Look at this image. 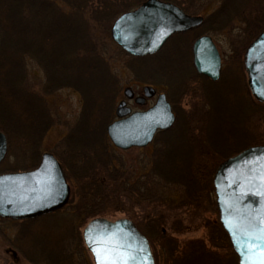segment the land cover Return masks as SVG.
Masks as SVG:
<instances>
[{"label": "rangeland", "instance_id": "374dc122", "mask_svg": "<svg viewBox=\"0 0 264 264\" xmlns=\"http://www.w3.org/2000/svg\"><path fill=\"white\" fill-rule=\"evenodd\" d=\"M204 1L180 3L187 14L204 18L199 26L173 34L157 53L135 59L112 41L110 27L113 18L138 6L136 0H118V13L107 19L104 13H90V4L81 10L83 0H0V130L7 137L0 174L34 169L42 154L49 152L60 165L64 163L70 188L67 204L55 211L33 219L0 217V264H80L82 259L93 264L82 239L91 218L79 222L68 211L82 192L85 195L78 182L106 159L114 162L117 177L127 173L133 185L135 178L152 171L178 175L176 180L200 175L199 183L195 179L197 192L189 185L185 190L193 195L190 198H197L196 205L170 203L168 196L163 202L151 200L146 184L137 197L129 194L126 201L121 178L110 196L99 202L103 213L97 216L130 219L149 235L155 264H170L165 263L168 254L160 235L177 240L180 264H198L183 246L190 240L203 243L213 264H238L218 221L212 177L226 158L264 144V103L252 98L242 60L246 46L260 30L249 33L252 25L243 17L247 14L244 19H250L252 14L246 9L241 15L244 5L255 3L262 11H254L256 19L264 16V0H234L232 9L220 10V0ZM216 16L231 22L226 27L215 24L220 19ZM203 34L212 38L221 57L217 80L199 74L193 65L192 43ZM86 53L95 63L92 68L85 67ZM95 61L103 65L102 74ZM146 85L155 88L147 104L138 105L133 96L124 94L126 87L139 93ZM157 92L166 94L175 113L173 125L158 131L143 147L123 150L105 145L106 127L117 118L119 102L125 100L131 110H145ZM103 150L105 158H101ZM169 165L175 170L167 171ZM121 192L122 198L115 200L113 195ZM178 197L177 193L169 196ZM77 235L79 243L74 241ZM16 236L18 247L28 246L27 253L51 251L53 263L47 255L32 259L16 249L10 241ZM83 248L82 258L78 252Z\"/></svg>", "mask_w": 264, "mask_h": 264}, {"label": "water", "instance_id": "95a60500", "mask_svg": "<svg viewBox=\"0 0 264 264\" xmlns=\"http://www.w3.org/2000/svg\"><path fill=\"white\" fill-rule=\"evenodd\" d=\"M203 17L188 15L177 5L163 0H144L136 8L120 14L112 23V40L132 56L157 52L174 33L199 26ZM193 65L199 74L217 80L220 55L208 35L196 38L191 47ZM247 85L254 99L264 103V29L246 47L243 56ZM155 89L146 85L144 96L151 97ZM124 94L131 98L130 88ZM143 96L135 97L141 104ZM117 119L106 127L111 143L119 149L143 147L157 131L169 129L174 114L164 93L146 110L130 112L124 100L115 110ZM7 151V140L0 131V162ZM212 184L219 222L226 232L238 264H247L264 256L247 251V230L260 235L264 229V144L249 146L220 162L213 174ZM70 188L58 160L44 152L38 166L31 170L0 174V217L31 219L63 207L69 200ZM114 238L124 251L134 256L133 264H154L147 238L127 218L90 219L82 230L83 242L98 264L90 239ZM102 259L106 257L102 255Z\"/></svg>", "mask_w": 264, "mask_h": 264}, {"label": "trees", "instance_id": "16d2710c", "mask_svg": "<svg viewBox=\"0 0 264 264\" xmlns=\"http://www.w3.org/2000/svg\"><path fill=\"white\" fill-rule=\"evenodd\" d=\"M137 4L139 5L143 0H136ZM169 1H173V3L177 4L178 6L182 7L180 3L181 0H169ZM222 1V3H221ZM232 0H220V5L219 6V10L223 7L225 8V6L229 7L230 9L233 8V4L234 0L231 2ZM204 2H210V0H205ZM83 5L80 6L81 10H86L87 8H90V13L92 14H100V13H104L105 14V18L107 19L109 18L111 15H116L119 10H115V7L120 4L121 2H118V0H83ZM88 4L89 7H88ZM251 5H244L243 7L245 9H241V15L244 14L245 10L247 9L248 11H250L249 13L252 14V17L250 19H244V17L248 18V15L246 14L243 17V20L245 23L250 24L252 26H250V28H248V32L249 33H254L256 34L259 30L261 31V29H263L262 27H264V16L259 17V19H256L255 17V12L254 11H258L261 12V8L260 5L258 4L257 6H255V3H250ZM72 5V4H71ZM73 6V5H72ZM119 8V6H117ZM116 7V9H118ZM184 11L185 9L182 8ZM121 10V9H120ZM219 10L217 11V14ZM46 13V12H45ZM228 16V15H227ZM215 18H220L219 20L215 21V24H219L221 26L224 25V27L227 26L228 22H231V19L224 17V16H216ZM115 19V18H113ZM112 19V20H113ZM256 19V20H255ZM206 23V21H205ZM258 34V33H257ZM256 34V35H257ZM255 35V36H256ZM254 36V37H255ZM253 37V38H254ZM252 38V39H253ZM88 50V49H87ZM86 64L85 67H94L95 63L94 61L92 62V59L90 58L91 56H89V54L86 53ZM132 58H145V57H132ZM99 61V60H98ZM98 61H95L97 65H100V72L102 74L101 68L102 70L104 69L103 65L101 63H99ZM96 71V70H95ZM96 73V72H95ZM98 73V71H97ZM91 77V76H89ZM103 77V76H101ZM95 78V75L92 76V79ZM103 80V79H102ZM218 89V87H217ZM191 94V93H190ZM194 94V93H192ZM218 104V103H217ZM90 117V116H89ZM88 120V119H87ZM164 132V131H162ZM184 138H187L185 136H183ZM173 139V137H171V140ZM182 139V138H181ZM183 140H190L189 139H183ZM107 144V146H112V144L110 143L109 139L107 138V136L104 139V144ZM105 144V145H106ZM160 144V143H158ZM173 146L172 142L169 143V147ZM108 148V147H107ZM104 151L102 153V157L101 158H105L106 156H104ZM80 152V151H79ZM100 158V159H101ZM108 161H100L98 163V167L97 170H95L92 173H88L86 175H84L81 180V183L78 182V186L77 188H79L80 190L84 189V193L85 195L82 194L80 195V198H78V200L74 203V206L70 208V213H72L73 217L76 218V221L80 220L79 222L84 221L85 219L88 218H92L93 216H97V215H101L103 212V207H99V202L102 200H105L108 198L109 193L116 188V186L118 184H116V182H118V179L121 178L119 181L121 182V186L124 184L125 187V192L123 194L126 195L125 199H127L126 201L129 200V198H131L129 196V194L134 193L135 197H137V193L142 192L141 190L145 189V184L148 186V192L151 193L148 198H150L151 200H155V201H159V202H163L165 200V197L168 196L167 201L168 202H177L178 204H195L196 205V197L195 198H190L191 193L185 191L186 187L193 188L192 191L197 192V185L199 183V179L200 175L196 177V175H187V177H183L180 180H176L175 178H178L179 176H171L169 173L168 174H160V173H155L154 171H152L153 173L149 174V175H142L141 178L139 179H134V185L132 184V180L130 179V176L127 175H122L120 177V175L117 177V173L115 172V170H113L112 167L115 168L114 162L112 164H109L110 159H106ZM113 161V160H112ZM61 165H63V169L65 170V166L64 163H62ZM91 169V168H90ZM167 171L172 172V170H175V168L172 165H169L168 168H166ZM170 169V170H169ZM86 170V169H85ZM185 172V173H184ZM186 169L185 171H183V176L184 174H186ZM65 173V172H64ZM176 174V173H175ZM194 174V173H193ZM66 175V173H65ZM113 176H116L117 178H113ZM67 177V176H66ZM72 178V177H71ZM198 183H197V181ZM73 180V179H72ZM131 180V182H130ZM210 181V180H209ZM73 182V181H72ZM129 184L133 185L134 188L131 189L130 191H128L127 188H129ZM128 186V187H127ZM131 188V187H130ZM100 189V191H99ZM212 189V187H211ZM101 193H99V192ZM168 194L165 195L164 194ZM173 193H177L179 195L178 200H172L171 198H169L170 195H173ZM122 192L121 193H115L113 196L115 198V200H119L120 198H122ZM129 197V198H128ZM72 201V200H71ZM66 216H68L69 218L72 217L69 214H65ZM72 219V218H71ZM208 227V226H207ZM174 232H178L179 229H174ZM3 236H6V233H2ZM144 234L146 235V237L149 240V243H151V239L149 237V235L147 233L144 232ZM226 237V241H227V245L230 248V243L228 241L227 236ZM14 238V237H13ZM74 238V237H73ZM160 238H164V244L163 246L166 247V251L168 256L166 257L165 263H167L168 261H170V264H180L177 257V250H178V242L176 239L172 238L171 236H162L160 235L158 237ZM17 236L14 239H10V241L13 242V246H15L16 249H20L22 251V253H24L25 255H27V257H31L32 259H45L47 258V256L52 260H55L54 255H52L51 257V251H45L43 254H40L36 251V249L34 251H32L31 253H27L24 251V248H28V246H17V242H16ZM78 240H81L79 235L75 236L74 241H77L76 243H79ZM46 242V241H45ZM21 243V242H20ZM36 243V241H35ZM15 244V245H14ZM185 245V246H184ZM184 248L189 249L188 252H190L191 254H193V256L195 257L196 261L198 264H213L212 260L209 258V256L207 255V251L203 246V243L199 240H190L187 241L183 244ZM18 251V250H17ZM80 252H78V254L81 256L82 252H84V248L82 250H79ZM196 254V255H195ZM40 255V256H38ZM47 255V256H46ZM85 256V255H84ZM84 256H81L82 258ZM86 259V257H85ZM85 262L83 261V259L80 261V264H84Z\"/></svg>", "mask_w": 264, "mask_h": 264}, {"label": "snow or ice", "instance_id": "6c2138e0", "mask_svg": "<svg viewBox=\"0 0 264 264\" xmlns=\"http://www.w3.org/2000/svg\"><path fill=\"white\" fill-rule=\"evenodd\" d=\"M248 236L247 251L255 254L257 250L264 253V229L260 235H252L247 230ZM93 244V251L96 252L98 264H133L135 257L125 252L124 246L115 242L114 238L90 239ZM105 256V259L101 257ZM247 264H257L256 261H248ZM259 264H264V256L259 259Z\"/></svg>", "mask_w": 264, "mask_h": 264}, {"label": "flooded vegetation", "instance_id": "af4514ba", "mask_svg": "<svg viewBox=\"0 0 264 264\" xmlns=\"http://www.w3.org/2000/svg\"><path fill=\"white\" fill-rule=\"evenodd\" d=\"M158 90V89H157ZM133 92V91H132ZM160 92H157V94H159ZM164 93V92H163ZM166 95V94H165ZM138 96H143V93H142V91L141 92H139V93H134L133 92V100H134V97H138ZM144 97V96H143ZM156 98V97H155ZM149 99H147L146 100V98L144 97V100H143V102L141 103V104H139V105H142V104H144V103H146L147 104V101H148ZM129 101H132V100H129ZM154 103V102H153ZM152 103V104H153ZM152 104H150V105H152ZM127 105H128V102H127ZM150 105H148V106H146L145 108H147V107H149ZM133 110V109H132ZM133 111H136V109L135 110H133Z\"/></svg>", "mask_w": 264, "mask_h": 264}]
</instances>
